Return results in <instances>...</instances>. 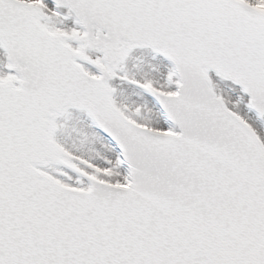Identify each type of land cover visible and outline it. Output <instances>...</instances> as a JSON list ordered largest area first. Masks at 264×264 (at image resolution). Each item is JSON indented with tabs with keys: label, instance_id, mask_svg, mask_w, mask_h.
Here are the masks:
<instances>
[{
	"label": "snow or ice",
	"instance_id": "snow-or-ice-1",
	"mask_svg": "<svg viewBox=\"0 0 264 264\" xmlns=\"http://www.w3.org/2000/svg\"><path fill=\"white\" fill-rule=\"evenodd\" d=\"M0 264H264V0H0Z\"/></svg>",
	"mask_w": 264,
	"mask_h": 264
}]
</instances>
